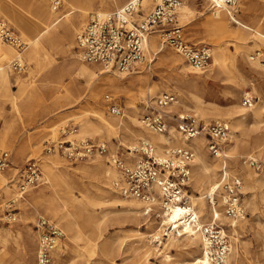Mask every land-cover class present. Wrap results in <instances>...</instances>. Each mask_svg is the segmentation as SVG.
<instances>
[{
	"label": "rangeland",
	"instance_id": "374dc122",
	"mask_svg": "<svg viewBox=\"0 0 264 264\" xmlns=\"http://www.w3.org/2000/svg\"><path fill=\"white\" fill-rule=\"evenodd\" d=\"M99 1L100 0H71V2L78 7V11H74L70 14V18L73 21L71 24L73 41H75L76 34L82 29L86 22L89 12L99 10L97 8ZM126 1L127 0H121L116 6L115 4L114 6L111 5L108 7V10L104 11L115 9ZM34 2L43 4V8L47 11L49 10L47 0H0V4L4 8L3 11H5V9L10 10V12L12 11L16 18L10 21L1 12L0 15L4 17L13 30L27 42L26 48L19 52L13 47V49L10 48V45V47L6 46L8 45L6 43H0L4 49L7 48L11 51L8 56L9 61L6 63L9 70L10 85H0V141L6 144V146H0V148L7 149L11 153L10 167L4 172H0V264H23L22 256L24 254V248L29 241L28 235L30 233L33 236L32 257L35 260L36 233L34 231V224L38 216H44L55 220L63 230L62 222L58 221L56 217L50 216L44 209V206L52 201L51 195L55 191H57L61 200L67 199L66 194L63 193L59 186H50L40 182V180L36 186L27 190L22 196L15 198L16 189L13 182L9 184V186L4 185V183L8 181L11 175L17 172L26 158L36 156L41 159L43 155H45V152L42 150L44 140L50 137H56L57 128L66 121L71 122L77 127L75 136H86L93 139L105 140L108 142L111 149H115L117 144H122L123 146L131 145L139 138L145 137L142 133H137L138 130L143 131L145 128H143L139 122L137 124L129 120V117L134 114L139 121L141 114L152 108L154 99L159 93L164 91L172 92L177 100L182 93L194 95L201 101L203 106L208 108L207 116H201L194 111L192 101L188 103L187 108L175 107L174 105L170 106L169 114L172 115L173 113L182 111H191L203 121H210L217 118L228 121L230 125V135L222 144V152L225 153L226 170L229 174H237L238 176H240V174L237 172L244 174L248 171L254 174V176L258 175L251 168L242 164L241 159L246 155L258 153V148H261L259 151L264 149V136L262 137V143L259 145L260 147H253L249 139L246 141L241 138L239 134V129L243 127L245 114H239V111L231 115L224 113L213 114L212 108L222 109L229 101L239 104L241 94L244 91H249L255 96V101L261 104V117H264V90L263 94H258L253 90V85L250 81L235 85L233 81L230 80L231 73L221 72L216 74V72L210 68L211 65L202 69V72H187L188 74L186 75L183 66L188 63L170 46L166 44L161 45L158 32H156L157 43L161 45V50L150 55L144 54V59L142 63L139 64L143 67L137 66L131 69L130 72H126V74L123 73L125 79L135 74L134 71L136 69L142 68L145 74V78L141 82L142 92L129 94L120 91L116 94L108 90V87H103L98 94V103L95 104L87 94V77L78 73L73 67H69V69L65 68L68 57L70 60L71 55L68 56L63 53L65 45H61L62 43H60V41L59 43L53 41L51 46L45 45L46 48L40 49L32 61L24 55V51L29 47L28 42L30 41L31 31L34 26H37V18L41 17L40 13H42L35 10ZM89 3H91V9L88 8L84 10ZM207 4L208 0L206 2L203 0H193V4L190 6L193 12L188 14L186 19L179 17L177 14V20L178 23L183 26L185 37L188 41L206 44L210 47L211 51H213L215 43H219V40L211 27L205 22H202V18L210 16L211 11L208 10ZM247 5L250 6L249 10L244 9ZM151 7L152 2L150 1L149 6L146 7L144 11L142 10L141 15L145 14ZM66 9L65 1L63 0L57 11L61 14L64 13ZM200 12H202L201 15H199ZM234 13L235 19L247 25L245 27V34H242L246 36V39L242 43H238L240 48L248 46V54L256 47H264L262 41L253 39V37L250 36L252 32H254V29H258L260 33L264 34V0H244L243 2L239 0L237 11H234ZM76 15L77 19H73ZM234 18H230L229 20L231 27H236L237 25ZM42 19H44L43 15ZM256 20L259 21L256 23ZM65 26L69 28V21L66 19L61 27L63 28ZM22 27L23 31L21 30ZM221 48L224 49V58L228 65L237 63L240 60L242 61V55L238 51H235V45L232 41H227ZM71 50L74 53L78 52L75 46H71ZM167 51L173 52L178 56V59L171 60L161 55L167 53ZM4 55L7 56V54ZM16 55H19L24 63V69L21 72H13L9 65L10 60ZM232 55L236 56L235 60L231 57ZM4 57L3 59L5 60ZM243 62L246 65L244 59ZM83 63L89 66L93 65V63L84 61ZM247 69L249 70L250 68L247 66ZM103 76L104 74L100 75L99 78H103ZM247 77L249 79L252 78L251 82H256L249 74H247ZM225 85L232 86V93L234 94L224 92L223 86ZM69 91L72 98L78 96L80 99L74 103H67L69 101ZM105 93H110L114 96L116 102L122 107L123 115L120 118L108 112L107 105L103 100V95ZM101 116L111 122L112 129L110 133L101 132L97 135L79 134L80 122L83 118L86 117L97 122ZM262 123L261 120V126L259 129L253 131L252 134H264V125ZM171 126L174 127V124H171ZM169 133L170 131L166 135H170ZM202 137L205 140V150L210 157L212 155L206 147L207 138L204 136ZM19 141L23 142V151L17 154L13 149ZM36 143L39 144V147L36 146ZM52 155H55L53 157H55L56 160L71 167L73 170L84 167L94 160L105 162L104 157L100 156L81 162H69L56 153ZM13 164H15L16 167L12 166ZM219 167L220 165L217 169H219ZM73 173L76 178L82 176L80 172ZM193 175V170L191 169V181L188 194L200 196L202 190L192 185ZM218 178L219 174L217 172L214 178L215 182H217ZM110 185H112V182H110ZM263 187L264 180L262 185L257 189ZM71 191L74 196H81L78 187H74ZM241 192L242 203L245 208V218L241 222V226H239L237 234L235 235V237H237L236 240L234 241L229 236L230 243H232V245L235 244L239 250V260L237 264H264V200L256 192V208L252 210L245 202V199L243 200L245 195L242 190ZM113 194L118 197L121 196L116 192H113ZM10 198H15L13 205L15 219L13 221H6V217L4 216V203ZM31 198H33V200L36 198L35 203L30 202L24 206L23 201L26 202L27 199L31 200ZM203 199H205L207 205H209L206 197L203 196ZM40 200H43L42 203L44 205L38 204ZM216 206L221 211L219 204ZM86 207L91 210L93 216H88V214L84 212L82 218H80L79 222L82 228L81 237L76 239L75 243H70V247L66 254L69 262L74 264H177V262L189 264L186 263V261L190 260L188 256L179 255L178 251L175 249L164 248L163 244L166 242L167 235H160L159 239L151 238V233L154 232V227L158 224V218L151 216H147L146 218L140 217L141 221H146L145 224H141V222V225L130 221H117L114 216H119V213L113 209L119 208L120 206L113 207L112 203L107 200L104 202L100 201L99 204L93 206L86 203ZM94 219L95 221L99 219V223L101 220V235L95 249H91L87 244V238L89 236L91 238L95 236L93 231L95 224ZM225 228L228 229L227 227ZM139 230L145 233V247H139ZM64 232L63 230V233ZM226 232L229 235V231L227 230ZM170 236L181 237L176 234H170ZM63 238L61 240H63ZM102 240L108 242L109 249H107V251H101L100 249L99 242H102ZM196 243L199 244V248L196 246L195 252L193 253L199 254V251H201L200 238L196 240ZM147 248H149L148 251H146ZM166 252L171 255L170 260L164 259L163 254ZM53 262L56 264L55 261Z\"/></svg>",
	"mask_w": 264,
	"mask_h": 264
},
{
	"label": "built area",
	"instance_id": "2783aa9c",
	"mask_svg": "<svg viewBox=\"0 0 264 264\" xmlns=\"http://www.w3.org/2000/svg\"><path fill=\"white\" fill-rule=\"evenodd\" d=\"M63 0H47L50 10L57 11ZM152 7L143 15L142 0H127L121 6L109 10L89 12L82 29L75 36L76 48L81 58L99 64L119 73L129 72L144 59L146 36L151 31L158 32L160 44L170 46L193 68L202 70L210 62L211 49L206 44L193 43L185 37L183 26L177 20V8L181 0H150ZM239 0H212L209 9L215 8L237 11ZM233 13L232 15H234ZM0 40L18 52L26 48L27 42L13 30L8 21L0 15ZM249 59L264 64V47L254 48ZM13 72H21L24 63L20 57L9 62ZM108 112L121 116L122 107L110 93L103 95ZM176 100L172 92H161L152 108L141 114L140 125L153 132L167 134L174 124L175 130L188 140L201 135L207 138L206 147L213 157L222 154V144L229 137L230 125L223 119L203 121L191 111L173 113L167 108ZM255 96L249 91L241 94L242 106H250ZM264 124V117H263ZM77 127L69 121L57 128L56 137L44 140L43 151L56 153L69 162H81L97 156L117 171L112 186L123 197L141 202L143 215L161 218L178 210L175 222L165 224L164 235L176 234L177 229L188 227L198 233L205 260L198 264H228L230 239L225 228L212 221H202L188 194L191 177V162L194 150L186 144L158 145L149 138L142 137L131 145L117 144L111 149L105 140L86 136H75ZM36 156L24 160L16 173L8 178L15 185V198L37 185L40 177V163ZM242 164L255 173L264 174V149L241 159ZM11 153L0 148V172L10 167ZM242 179L237 174H229L222 169L210 196L206 199L211 207L219 204L223 215L239 219L245 214L242 203ZM15 198L5 201L6 221H13ZM36 233V264H53V251L64 233L59 224L48 217L38 216L34 224Z\"/></svg>",
	"mask_w": 264,
	"mask_h": 264
},
{
	"label": "bare ground",
	"instance_id": "6f19581e",
	"mask_svg": "<svg viewBox=\"0 0 264 264\" xmlns=\"http://www.w3.org/2000/svg\"><path fill=\"white\" fill-rule=\"evenodd\" d=\"M64 1L67 9L64 13L61 14L59 11H52L50 9L47 11L43 8V4L34 2L35 10L39 13H42H40L41 17L37 18V26H34L31 31L32 33L30 35V41L28 42L29 47L24 51V55L32 61L34 60L36 53L40 49L46 48L45 45L51 46L53 41H57V43H59L60 41V43H62L61 45H65L63 53L67 54L68 56L71 55L70 60L68 57V61L65 65V68L69 69V67H73L78 73H81L82 75L87 77V94L95 104L98 103V94L100 89L103 87H108V90H111L116 94H118L120 91L129 94H134L136 92L141 93V82L145 78V74L143 73L142 68L136 69L134 71L135 74H132L130 77L124 79L123 73L108 69L99 64H93L92 66L86 65L85 63H83L84 60L81 58L80 52L78 51L76 52V54L71 50V46L76 47V44L75 41L72 40L71 24L73 21L70 18V14L74 11H78V7L74 5L71 0ZM119 1L121 0H100L97 5V8L103 11L108 10V7H110L111 5L114 6V4L116 6ZM203 1L206 2L207 0ZM211 1L212 0H208L207 4V8L210 11L211 9H209V4ZM243 1L244 0H242V2ZM149 4V0H142L141 9L144 11L145 8L149 6ZM191 4H193V0H181V3L177 8V14L179 15V17L186 19L188 17V14H191V12H193L190 7ZM90 5L91 3H89L86 8L84 7V10H87L88 8L91 9ZM3 9L4 8L0 4V12L10 21L16 18L15 14H13L12 11L10 12V10L6 9L5 11H3ZM244 9L249 10L250 6L247 5L244 7ZM223 10L225 9L215 8L213 12H210L209 17L202 18V22H205L211 27V29L217 35V39L219 40V43H215V48L213 49V51H211V60L207 67L211 65L210 68L214 70L216 74L221 72L228 74L231 73L232 75L230 77V80L233 81V84L235 85L240 84L241 82L250 81V83L253 85V90L261 95L263 94L264 90V64L249 59V53L247 54L248 46H243V48H240V45L238 44L242 43L246 39V36L242 34H245V27L247 25H244L243 23L235 19L234 15H232L234 12H232L231 10ZM201 14L202 12L199 13V15ZM42 15L44 19H42ZM230 18L235 19V21L237 22L236 27H231L229 21ZM65 19L69 21V28H67L66 26L63 28L61 27ZM73 19H77V15L73 17ZM258 21L259 20H256L255 22L257 23ZM21 30L23 31V27L21 28ZM250 36L253 37V39L260 40L264 43V34L260 33L258 29H254V32H252ZM229 40L232 41L235 45V51H238L242 55V61L240 60L237 63H232L231 65H228V63L225 61L224 49L221 48V46ZM157 42L158 41L156 31L153 30L148 33L145 41L144 54L150 55L154 52L156 53L160 51L161 45L163 44L159 45ZM0 43L3 42L0 40ZM6 46L10 47L9 45ZM9 53H11V51L7 48L4 49L0 44V85H10L9 70L6 64L9 61ZM4 54H7V56H5ZM161 55L163 57L166 56L171 60L178 59V56L171 51H167V53H163ZM3 57L5 58V60L3 59ZM15 57L20 56L16 55ZM231 57L235 60L236 56L232 55ZM243 59L246 62V65L244 64ZM138 66L143 67L142 65ZM247 66L250 68L249 70L247 69ZM183 67L186 72V75L188 74L187 72L198 73L203 71L193 69L189 64H186ZM102 74H104L103 78H99V76ZM247 74H249V76H252L253 80H255L256 82H251L252 78L249 79L247 77ZM223 91L226 93H232L233 87L225 85L223 86ZM79 99L80 97L78 96L72 98L69 91V101L67 103H74ZM191 101L193 102L194 111H196L201 116L208 115V108L203 106L201 104V101L197 99V97L194 95H186L182 93L179 99H176L175 102L172 103L170 106L174 105L175 107L187 108L188 103ZM169 107L166 109L168 112H170ZM237 111L240 112L239 114H245L243 127L239 129V134L241 135V138L246 141L247 139H249V142L251 145H253V147H258L262 143V137L264 136V134L255 135L252 134V132L259 129V127L261 126V120L263 122V117H261V104L255 101L250 106H242L241 103L235 104L233 101H229V103L222 109L212 108L213 114L224 113L231 115ZM121 116H117V118H120ZM129 120L137 124L139 122L138 119L134 116V114L129 117ZM111 129V122H109L103 116H101L97 122H94L85 117L80 122L79 134L97 135L101 132L110 133ZM169 131L170 135H166L163 133H153L147 129H143V131L138 130L137 133H142L143 136L150 138L152 142L157 145L159 143H167L168 146L173 144H186L193 148L194 157L191 162V169L193 170L194 175L192 179V185L196 188H200L202 191L200 192V196L190 195L191 201L195 206V209L202 221H212L222 226V228L227 227L228 229H225L229 231L230 238L235 241L237 238L235 237V235L237 234L238 228L239 226H241V222L245 218V215H243L239 219L227 218L223 215L219 208H217V206L211 207L207 205L205 199H203V196L207 197L211 195V192L215 185L214 178L217 172L219 174L222 169H225V172L227 171L225 163V153L222 152L221 156L217 158H213L212 156L209 157L205 150V140L201 135H197L188 140H185L175 130L173 126L169 127ZM0 146H6V144H4L3 141H0ZM36 146L39 147V144L36 143ZM158 149L161 150V147L159 145ZM260 149L261 148H258L257 152H260ZM13 150L17 154L22 153L23 142H17V145L16 147L14 146ZM53 156L55 155L45 153V155H43L41 159L39 157L38 158L40 160L39 163L41 173L39 181L41 180L40 182H43L44 184H48L50 186H59V188H61L63 193L67 196V199L61 200L59 198V194L57 193V191H55L51 195L52 201L48 205L44 206L45 211L50 216L56 217L58 221L62 222L63 230L65 231L63 240H61L57 244L53 251V261H55L56 264H74L69 262V259L66 257V254L70 247V243H75V240L81 237L82 228L79 220L80 218H82L83 213L86 212L88 216H93L91 210L87 209L86 203L93 206L99 204L100 201L104 202L107 200L108 202L112 203L113 207L120 206L119 208L113 209L114 211H117V213H119V216H114L115 220L120 222L130 221L134 222L135 224H140L142 222L141 224H145L146 221H141L140 217L146 218L148 215H143V209L141 208L142 204L139 200L123 196L118 197L113 194V192L117 193V190L112 185H110V182H113V180L116 179L118 176L117 171L113 166H110L108 163H103L99 160H94L92 161V163L85 165L84 167L76 168L73 170L71 169V167L64 165L59 160H56V158ZM219 165L220 167L219 169H217ZM12 166L16 167L15 164H13ZM73 172H80L82 176L76 178ZM237 173H239L240 177L242 178L243 184L241 190L245 195L243 197V200L245 199V202L249 205V207L254 210L256 208V194L258 193L259 196L264 200V187L257 189L259 188V186L262 185V182L264 180V174L256 173L258 175L254 176V174H252L250 171L244 174H241L240 172ZM4 185L9 186L8 181L5 182ZM74 187L79 188L81 194L80 197H76L73 195L71 190ZM35 201L36 198L34 200L33 198H31V200L27 199L26 202L23 201V205L26 206L27 203H35ZM42 202L43 200H40L38 201V204L44 205ZM177 214L178 210L174 209L170 214L159 218L158 224L154 227V232L151 233V238L159 239L160 235H164L165 233H163V226L165 224H171L172 222H175ZM94 223L95 224L93 231L95 233V236L93 238H91L90 236L87 238V244L91 247V249H95L101 235V220L99 223V219H96ZM177 231L178 236L181 237L170 236V234L168 233L166 237V242L163 244L164 248H172L177 250L179 255L188 256L190 260L186 261V263L189 264H198L200 260H205V257L202 253V248L201 251H199V254L193 253L195 252L196 246H198L199 248V244L196 243V240H199L198 233L191 231L188 227H184L183 229L179 228L177 229ZM138 237L140 240L139 247H145L146 243L144 241V231L139 230ZM28 238L29 241L27 242V246L24 248L22 261L23 264H36V258L34 260L32 257L33 236L31 233L28 235ZM99 245L101 251H107V249H109L108 242L106 240H102V242L100 241ZM148 250L149 248H147L146 251ZM163 257L166 260H170L171 255L166 252L163 254ZM238 260L239 250L235 244L232 245V243H230V250L227 257V263L237 264ZM177 264L182 263L177 262Z\"/></svg>",
	"mask_w": 264,
	"mask_h": 264
}]
</instances>
